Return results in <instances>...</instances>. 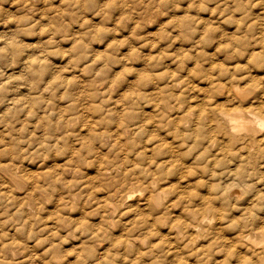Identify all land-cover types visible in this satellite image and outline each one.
Returning a JSON list of instances; mask_svg holds the SVG:
<instances>
[{"label":"clouds","instance_id":"1","mask_svg":"<svg viewBox=\"0 0 264 264\" xmlns=\"http://www.w3.org/2000/svg\"><path fill=\"white\" fill-rule=\"evenodd\" d=\"M0 264H264V0H0Z\"/></svg>","mask_w":264,"mask_h":264}]
</instances>
